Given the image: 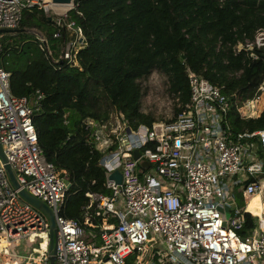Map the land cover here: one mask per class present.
Here are the masks:
<instances>
[{
  "label": "built area",
  "instance_id": "obj_1",
  "mask_svg": "<svg viewBox=\"0 0 264 264\" xmlns=\"http://www.w3.org/2000/svg\"><path fill=\"white\" fill-rule=\"evenodd\" d=\"M32 7L46 5L43 0H0V29L18 28L23 11ZM54 20L73 34L63 42L59 57L74 63L83 45L81 28L67 12ZM37 35L41 49L55 61L44 35ZM262 47L264 30L258 29L234 50L256 59L255 48ZM10 77L0 53V143L20 185H12L0 159V241L5 243L0 251L16 257L11 264H126L130 255H135L131 264H264V212L251 213L255 226L240 234L242 211L247 210L235 204L231 191L233 186H240L246 196L264 191V178L244 184L249 177L264 176V128H232L234 93L226 94L189 71V100L174 119L131 129L118 114H110L107 122L88 118L87 141L102 153L99 164L109 193H85L89 203L82 224L58 212L68 181L65 170L48 161L38 143L32 118L42 95H14ZM261 98L264 76L255 94L235 106L236 114L241 119L259 117ZM117 169L120 184L109 178ZM20 188L53 211V263L48 260V218L21 198ZM93 216L101 218L100 225ZM25 239L38 241L32 247L36 256L9 252L8 244ZM161 242L164 250L156 249L162 248Z\"/></svg>",
  "mask_w": 264,
  "mask_h": 264
},
{
  "label": "trees",
  "instance_id": "obj_2",
  "mask_svg": "<svg viewBox=\"0 0 264 264\" xmlns=\"http://www.w3.org/2000/svg\"><path fill=\"white\" fill-rule=\"evenodd\" d=\"M67 16L83 35L74 63L59 57L72 32L60 29L43 8L23 11L18 28L24 32L0 36L2 63L11 73L13 94L42 95L32 118L38 143L45 158L65 170L69 184L59 215L84 224L89 203L85 193H109L99 164L102 153L87 141L85 121L107 122L115 113L135 129L174 119L189 100V71L236 95L229 114L235 131L264 128V104L257 118L241 119L235 111L237 104L255 94L264 76V47L255 48L256 59L234 50L238 42L264 30V0H75ZM59 29L60 36L54 37ZM32 30L44 35L55 61L46 56ZM153 72L167 81L173 102L168 118L141 110L142 87ZM262 176L249 177L244 184ZM236 199L243 209L241 190ZM263 208L257 197L248 209ZM242 214L239 233L245 234L255 226L256 217L247 211ZM93 221L101 224L100 217L93 216ZM134 258L130 255L126 264Z\"/></svg>",
  "mask_w": 264,
  "mask_h": 264
},
{
  "label": "rangeland",
  "instance_id": "obj_3",
  "mask_svg": "<svg viewBox=\"0 0 264 264\" xmlns=\"http://www.w3.org/2000/svg\"><path fill=\"white\" fill-rule=\"evenodd\" d=\"M70 7L67 8L66 11L67 12L69 10ZM45 13L48 16H52L54 18L58 17L59 14L64 13L62 11V13H59V11L57 10V8L53 7H45ZM34 31L35 34L40 33L37 30H32V32ZM167 88V81L166 78L157 72H153L148 80L143 84V96L141 99V110L143 112L146 113H151L154 117L156 118H168L171 116L172 114V99H171V95H169V93L166 91ZM260 107L263 106V101L264 98L260 99ZM115 114V113H113ZM258 176V175H257ZM264 178V176L261 177V179ZM240 186H233L231 191L235 192V195L238 194V192L240 191ZM241 193L243 194V198L247 197L243 191L241 190ZM255 197V196H254ZM261 202L264 203V191L261 193ZM235 204L238 206V201L237 199L235 200ZM155 239H161L159 235L154 234L153 235ZM38 241H30L28 239L25 240H18L15 241L14 243H10L7 246V249L9 250V252H17V253H26V254H31L32 256H36L37 253L32 251V247L33 246H37ZM162 248L155 246L156 249H161L164 250V243L161 242ZM13 259H16V257H13L11 255L8 254H4L2 253V251H0V264H11L13 262Z\"/></svg>",
  "mask_w": 264,
  "mask_h": 264
},
{
  "label": "water",
  "instance_id": "obj_4",
  "mask_svg": "<svg viewBox=\"0 0 264 264\" xmlns=\"http://www.w3.org/2000/svg\"><path fill=\"white\" fill-rule=\"evenodd\" d=\"M75 0H43V3L46 6L49 7H56V6H64V7H72L74 5ZM69 8V9H70ZM48 19L52 20V17L48 16ZM25 29L21 28H15V29H0V35L3 34H11V33H17V32H24ZM29 31V30H28ZM135 157L138 156V151H134ZM0 159L2 163L4 164V168L7 172V175L12 183V185L15 188H19V182L16 179V176L14 175L12 169L10 168V164L7 161V158L3 152L2 144L0 143ZM145 165H147V162H144ZM109 178L113 179L116 183H121V173L119 170H114L112 173L109 174ZM69 187V184L67 185V188ZM19 195L22 199L30 203L33 207L40 210L42 213H44L49 222V244H48V260L50 263H53L55 260L54 254H55V248L53 245L54 242V236L57 231V226L55 222V217L53 214V211L42 201H40L38 198L34 197L30 193H28L24 188L19 189Z\"/></svg>",
  "mask_w": 264,
  "mask_h": 264
},
{
  "label": "crops",
  "instance_id": "obj_5",
  "mask_svg": "<svg viewBox=\"0 0 264 264\" xmlns=\"http://www.w3.org/2000/svg\"><path fill=\"white\" fill-rule=\"evenodd\" d=\"M256 195H258V196H256ZM254 196H255V197H254ZM257 197L260 198V202H261V193H259V194H255V195H253V196H247V197L244 198V199H245V200H244V202H245V207H246L247 212H250V213H252V214H254V215H260L261 213L264 212L263 209H261L260 212H252L251 210L248 209V208H249V205H250V202H251L253 199L257 198ZM250 200H251V201H250ZM261 204L264 205L263 202H261ZM238 206H239V205H238ZM255 213H256V214H255ZM249 231H250V230H248V232H249ZM248 232H246V233H248ZM13 253H17V252L13 251ZM20 253H22V252H20ZM20 253H18V254H20ZM22 254H26V253H22Z\"/></svg>",
  "mask_w": 264,
  "mask_h": 264
},
{
  "label": "bare ground",
  "instance_id": "obj_6",
  "mask_svg": "<svg viewBox=\"0 0 264 264\" xmlns=\"http://www.w3.org/2000/svg\"><path fill=\"white\" fill-rule=\"evenodd\" d=\"M47 7V6H46ZM55 8H57V10L59 11V13H62V11H66L68 7H64V6H56ZM258 196V195H256ZM251 201V200H250ZM264 210V208H263ZM253 212V211H252ZM5 243L3 241H0V246L4 245Z\"/></svg>",
  "mask_w": 264,
  "mask_h": 264
}]
</instances>
